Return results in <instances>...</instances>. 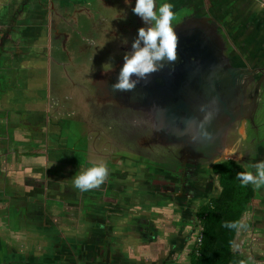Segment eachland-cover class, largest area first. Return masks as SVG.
Segmentation results:
<instances>
[{
  "label": "flooded vegetation",
  "instance_id": "obj_1",
  "mask_svg": "<svg viewBox=\"0 0 264 264\" xmlns=\"http://www.w3.org/2000/svg\"><path fill=\"white\" fill-rule=\"evenodd\" d=\"M188 1L167 0L174 22ZM134 5L135 0H0V264H192L203 236L199 212L222 192L216 168L236 160L217 152L221 158L213 162L211 151L205 156L162 144L155 118L163 115L164 126L180 133L192 129L198 107L187 95L198 92L210 98L207 106L218 122L221 112L214 104H222L217 94L223 93L220 85L214 89L196 79L193 93L188 75L173 74L189 49L210 44L189 37L187 29L175 62L132 92H115L111 84L123 55L145 26ZM242 54L260 57V49ZM243 55L233 62L244 61ZM198 99L192 100L206 101ZM252 159L246 168L240 165L244 171H254L250 165L260 159ZM101 163L108 175L99 187H73L78 171ZM257 190L232 243L245 264L254 263L247 240L264 243V187ZM155 214L163 220L154 222ZM159 249L166 250L164 256ZM254 254L256 264H264V246Z\"/></svg>",
  "mask_w": 264,
  "mask_h": 264
},
{
  "label": "water",
  "instance_id": "obj_2",
  "mask_svg": "<svg viewBox=\"0 0 264 264\" xmlns=\"http://www.w3.org/2000/svg\"><path fill=\"white\" fill-rule=\"evenodd\" d=\"M188 2L183 15L178 14L177 22H174L177 49L180 52L178 42L186 29L189 37L197 35L208 41L205 44H210H202L191 51L189 49L188 54L182 56L184 63L173 74L188 75L190 83L187 84V88L193 93L194 79L214 89L218 88L217 84L220 85L223 95L221 97L217 94V98H222V104H214V107L217 112H221V116L218 122L215 121L218 114L207 106L210 98L207 99L198 92L191 93L193 96L188 94L187 100L189 104L198 107L199 115L191 121L192 129L188 128L184 133H180L176 127L167 129L169 125L164 126L166 117L156 116L154 127L156 136L162 144L170 143L193 153L202 151L205 156L208 151H211V155L216 153L213 162L220 160L221 156L219 157L217 153L219 152V155L223 154L224 157L235 158L239 165L246 168L247 160H254L252 159L254 157L264 160L263 150H261L262 157L260 155L258 158L255 154L259 145L264 149V126L261 124L264 121V6H261L257 0H189ZM236 36L239 39H236ZM254 48L256 55L260 49V57L242 54ZM241 55L244 56V61L233 62V58L239 59ZM191 98L206 101L196 103V100L193 102ZM206 112L209 117L207 122H205ZM232 126V133H228V129ZM204 130L211 133L212 139H206L201 134ZM241 130L244 136L242 132L240 133ZM171 134L175 135V138H172ZM214 135L218 138L214 144L215 148L209 149L214 142ZM169 139L171 142L168 141ZM198 139L200 142L197 143ZM222 150L227 153H221ZM253 190L256 196L258 190L255 188ZM144 228L149 230L150 227L145 225ZM141 231L142 235L147 236L142 228ZM102 248L106 251V248L103 246Z\"/></svg>",
  "mask_w": 264,
  "mask_h": 264
},
{
  "label": "clouds",
  "instance_id": "obj_3",
  "mask_svg": "<svg viewBox=\"0 0 264 264\" xmlns=\"http://www.w3.org/2000/svg\"><path fill=\"white\" fill-rule=\"evenodd\" d=\"M170 2L157 4L156 0H135L132 12L144 23L137 30L131 42V48L123 55L117 79L111 84L115 92H132L142 80L166 65L177 60V34L174 31L175 12ZM125 44L128 41H123ZM104 69L110 71L111 63L104 64ZM209 119L205 117V122ZM206 139H212L211 133L204 130L201 133ZM254 171L238 172L236 179L241 185L252 186L255 189L264 187V160H258L250 165ZM108 168L101 163L78 171L72 178V185L81 192L99 187L107 178ZM230 227L232 225H229Z\"/></svg>",
  "mask_w": 264,
  "mask_h": 264
},
{
  "label": "trees",
  "instance_id": "obj_4",
  "mask_svg": "<svg viewBox=\"0 0 264 264\" xmlns=\"http://www.w3.org/2000/svg\"><path fill=\"white\" fill-rule=\"evenodd\" d=\"M216 170L221 174L222 192L199 212L203 236L193 253L192 264H245L232 251V243L245 206L255 197L254 190L236 179L238 172H246L236 162L228 161Z\"/></svg>",
  "mask_w": 264,
  "mask_h": 264
},
{
  "label": "rangeland",
  "instance_id": "obj_5",
  "mask_svg": "<svg viewBox=\"0 0 264 264\" xmlns=\"http://www.w3.org/2000/svg\"><path fill=\"white\" fill-rule=\"evenodd\" d=\"M80 25V24H79ZM75 28H76V30L77 31H80L81 32V34H84L85 33V29H83V28H81V29H79V26H75ZM86 35H89L90 37H92L93 39H95L96 38V36H95V34H94V32H87L86 33ZM77 39H80V37L79 36H77ZM117 48V47H116ZM106 53V49L105 50H103V52H102V55H104ZM78 54H79V51H78ZM78 54H76V59L77 60H83L84 59V55H79V56H77ZM95 70V69H94ZM78 72H74V71H72V70H69V74L72 76V75H75V74H77ZM84 75V74H83ZM78 82L80 81V83L84 80V78L82 77V76H79L78 77ZM84 85H85V83H84ZM1 125V124H0ZM4 127V126H3ZM3 131V130H2ZM241 132L243 133V130H241ZM76 134V133H75ZM152 176H153V174H152ZM154 177V176H153ZM167 209H169L168 207H167ZM166 209V210H167ZM161 211H163V210H161ZM164 212V211H163ZM161 213V212H160ZM177 213H178V210H177ZM181 213H182V209H181ZM184 214V213H183ZM179 215H180V213H179ZM179 215H177V216H179ZM155 216H157V215H155ZM254 237H256V236H254ZM260 246L262 247V246H264V243L262 242V240L260 239H256V238H252V240L249 238V240H247V243H246V246H245V248H246V250H247V252H248V254L250 255V257H251V260H252V262H254L253 264H256V262H255V260H258V258L255 256V251H256V249L258 250L259 248H260ZM232 251H233V248H232ZM236 252V251H235ZM258 254H259V252H257ZM237 254L240 256V258H245L246 256L245 255H243V257H242V254L239 252V250L237 249ZM238 256V257H239ZM257 258V259H256ZM237 259V258H236ZM244 260V259H243ZM246 260H248L247 258H246ZM167 262V260L166 259H164V260H162V262ZM161 263V262H160ZM168 263V262H167ZM246 264H248V263H246Z\"/></svg>",
  "mask_w": 264,
  "mask_h": 264
},
{
  "label": "crops",
  "instance_id": "obj_6",
  "mask_svg": "<svg viewBox=\"0 0 264 264\" xmlns=\"http://www.w3.org/2000/svg\"><path fill=\"white\" fill-rule=\"evenodd\" d=\"M159 214H161V213H159ZM159 214H155V215H157V216L155 217V219L153 218L154 222H155V220H156V223L159 222V221H162V220H163V219H161V218L159 217ZM160 216H161V215H160ZM163 218H164V217H163ZM240 221H241V220H240ZM238 223H239V222H238ZM163 224H164V223H163ZM159 225H161V224L159 223ZM235 251H236V252H235ZM108 252H109V251H108ZM159 252H160L161 255L164 256L166 250L159 249ZM233 252H234V253H237V245L233 246ZM144 254H147V253H144ZM237 256H239V255L237 254ZM239 257H240V256H239ZM166 264H168V263H166Z\"/></svg>",
  "mask_w": 264,
  "mask_h": 264
},
{
  "label": "built area",
  "instance_id": "obj_7",
  "mask_svg": "<svg viewBox=\"0 0 264 264\" xmlns=\"http://www.w3.org/2000/svg\"><path fill=\"white\" fill-rule=\"evenodd\" d=\"M258 1L261 3L262 6H264V0H258ZM201 242H202V235L198 239V243L201 244Z\"/></svg>",
  "mask_w": 264,
  "mask_h": 264
}]
</instances>
